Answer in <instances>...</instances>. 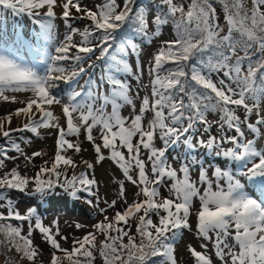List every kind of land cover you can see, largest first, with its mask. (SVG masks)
Segmentation results:
<instances>
[{"label":"snow or ice","instance_id":"1","mask_svg":"<svg viewBox=\"0 0 264 264\" xmlns=\"http://www.w3.org/2000/svg\"><path fill=\"white\" fill-rule=\"evenodd\" d=\"M219 2L223 4L228 25L227 34L224 35L221 34L223 28L216 21L212 0H191L187 11L174 0H161L162 5L167 6V11L157 6L160 14L154 18L149 16L146 7L138 4V0H123L122 7L117 0H108L97 5V10L82 8L80 0H59V3L58 0H0V6L10 9L14 14L35 19L41 29L38 39H56L51 21L57 16L55 8L58 6L62 9L61 18L68 29L63 40L57 41L56 55H51L46 48L35 49L44 55L42 63L45 69L42 75L19 56L12 57L0 52V97L7 101L9 97L4 93L8 91L32 94L26 106L15 112L18 117H28V123L9 130H4L3 124H0V134L10 141V147L0 146V156L7 158L9 150L21 151L20 145L11 140L12 132L28 130L39 136L41 128L57 129L55 162L51 168H42L34 178L35 192L42 196L54 194L57 187L74 199H79L81 193H87L89 197L95 195L94 178L89 179L85 172L79 175L73 173L68 177L58 169L61 162L75 168L71 158L61 153L67 149L80 152V145L67 137H78L81 129L86 133L87 141L93 145L97 159L103 160L102 150H108L110 159L119 165L134 185L137 180L129 175V171L132 167L138 169V184L142 187L137 195L142 193L144 199L128 205L123 212L117 211L114 219L126 224L131 214L143 209V216L136 228L140 243L137 244L135 236L129 235L128 231L115 228L117 235L105 237V250L101 253L105 256V264H147L152 257H161L160 264H177L174 256L175 238L181 229L191 228L189 216L194 198H198L200 204L197 233L205 240L212 239L210 233L215 235L216 255L223 264H229L226 257L230 258V264H264V151L259 150L255 139H245L242 127L246 125L254 136L261 135L264 128V0H253L254 7L250 11L241 0ZM72 9H75V14ZM73 18L89 20L91 26L77 29L71 23ZM150 22L155 25L151 36H160L161 28L171 24L174 27V39L165 41L149 63L147 71L152 78L151 99L144 96L140 114L132 116L129 124V117L121 115V109L124 105H131L135 110L136 105L129 95V81L121 77L131 76L139 81L144 69L139 64V45L131 39H118V31L125 26H132L139 36L151 42ZM77 33L80 39L73 42ZM17 42L32 49V45L22 37L18 36ZM238 51H242L243 55H238ZM130 53L137 57L135 72L127 59ZM214 75L217 77L215 82ZM83 77L87 79L81 84ZM60 81L68 82L70 87L79 85V90L72 87L64 103L52 93ZM104 84L109 86L107 91L103 90ZM11 99L15 101L16 97ZM54 104L61 105L66 128L61 126V117L54 115L51 110ZM240 107L245 112L244 120L236 113ZM254 110L256 120L253 123L249 117ZM149 111L153 117L145 128L143 116ZM210 111L220 113L216 121L219 139L210 134L212 123L207 119ZM37 113L39 119L36 118ZM8 120L11 121V115ZM200 126L209 136L207 140L201 138L193 143L192 134ZM94 129L97 130V136L93 135ZM229 131L235 132V135H228ZM157 133L163 141V148L154 146ZM98 138L101 143H97ZM178 143L186 146L179 168L182 178L166 156L168 149ZM141 148L147 151L151 176L146 172L145 160L140 156ZM198 148L205 149L208 155L222 158L228 166H215L212 177H209L208 167L212 166L205 167L204 161L193 155ZM121 149L127 151V158ZM36 155L39 153H33V156ZM174 159L181 158L178 156ZM2 163L0 161V165ZM236 163L240 167L234 171L232 165ZM85 164L88 169L93 167L90 163ZM197 167L198 183L205 186L203 192L190 177V171ZM43 173H51V176L42 179ZM165 177L172 181L169 191L174 193L175 200L166 198L157 202ZM28 184V178L15 170L0 178V200L6 201L8 209L7 216L0 213V222L15 219L29 223L28 236H21L20 227L9 224L5 229L12 239L23 241V245L17 244V250L23 251L29 258L36 255L31 250L30 239L35 217V229L53 249L63 252L71 264H80L79 260L72 258L82 249V255L90 260L93 254L85 245L95 240L94 233L85 235L82 240H73V247L69 251L61 248L55 238L59 235V228L53 233L50 227H45L35 209L30 208L26 215H21L14 208L7 193L11 190L23 192ZM246 185L251 187L246 188ZM120 197H123L122 184ZM86 202L93 205L90 198ZM96 202L98 205V197ZM115 204L114 200L108 207L114 208ZM161 210L166 215H161ZM100 211L103 213L107 209ZM150 213L159 217V225L153 223ZM76 227L82 225L77 224ZM3 228L4 225L0 223V229ZM94 228L105 232L112 230L113 225L101 221ZM150 229H154V232ZM125 236L128 237V243L118 245L117 241H122ZM109 240L110 243L107 242ZM229 240L233 243H229ZM202 247L206 248L207 245ZM193 252L197 261L211 264L201 252ZM52 264H57L55 255Z\"/></svg>","mask_w":264,"mask_h":264},{"label":"rangeland","instance_id":"2","mask_svg":"<svg viewBox=\"0 0 264 264\" xmlns=\"http://www.w3.org/2000/svg\"><path fill=\"white\" fill-rule=\"evenodd\" d=\"M145 0H138V4L141 5ZM150 3L152 8H155V13L160 14V10L167 11V6L162 5L161 0H146ZM75 2V0H74ZM108 0H80V5L82 8L87 7L92 10H97V5H102L107 3ZM213 6L215 8L216 21L223 28L222 35L227 34L228 25L225 19V13L223 4L219 2V0H212ZM231 2V0H229ZM244 7L249 11L254 7L253 0H241ZM59 3V0H58ZM117 3L122 7L123 0H117ZM178 6H183L185 11L188 10L191 0H174ZM142 6V5H141ZM146 6V5H145ZM157 6H160V10L157 9ZM148 10V14L152 17L154 12ZM264 10V8H262ZM57 13L56 18L51 21L53 24V32L55 34L56 39L53 41H44L42 39L36 40L38 47L46 48L47 51L51 55H56L55 48L57 46V41L63 40L65 33L68 29L65 27L64 21L62 17V9L61 7L55 8ZM75 14V9H72ZM16 15V14H15ZM81 15V14H76ZM179 15V14H178ZM19 18H22V21L31 25L32 20L35 21L34 18L29 17L27 15H16ZM71 23L73 27L83 30L85 27L91 26V21L89 20H81L73 18L71 19ZM151 23V22H150ZM1 25V23H0ZM38 25L39 29L40 26ZM154 25V24H153ZM152 24H150L149 33L150 40L145 39L141 36H136L134 30H132V26H125L120 31H118V39H122L121 34L123 33L128 39L133 40L139 45L140 53H139V64L144 69V74L141 76L140 80L137 81L134 77L131 76H122V79H126L129 81L131 88L129 95L133 98L135 102V110H133L131 105H124L121 109V115L125 117H129L128 123L130 124V118L136 114H140V108L142 104V100L145 95L149 96L151 99V77L148 76V66L149 63L153 61L154 56L157 54L159 48L163 46L165 41H169L174 39V27L169 24L163 26L161 28L160 36H151V33L155 31V28ZM80 39L79 34L77 33L73 37V42H78ZM2 44V45H1ZM7 47V48H6ZM35 50L36 48L33 47ZM0 52H4L6 55H10L12 57H16L18 51L14 49H9V46L5 41L0 43ZM37 54L35 58L40 60L33 62L32 60L23 61L28 66L33 67L38 73L41 75L44 74L45 65L42 63L44 60L43 52L36 51ZM242 51H238V55L242 54ZM243 55V54H242ZM22 56V55H21ZM26 59V57H25ZM128 61L133 67V71H136V61L137 57L133 54H129ZM61 64H68L69 62H59ZM86 66V65H85ZM170 65H165V67H169ZM245 67H247L245 63ZM87 79V77H83L82 80ZM214 82L217 81V77L213 76ZM99 83V81H97ZM227 83V81H226ZM58 86L55 89H52V93L57 95L62 99V103L67 102V93L72 90V87H75L79 90V85L69 86L68 82L60 81L57 83ZM109 86L107 84L103 85V90L107 91ZM133 88L135 89L134 93H132ZM138 93V95H137ZM4 95H7L9 99L6 101L3 97H0V124H3L4 130L16 129L21 127L23 124L28 123V117L23 115L16 116L15 112L20 107H25L27 100L32 96L31 93L26 92H5ZM15 96L16 100L13 101L11 97ZM249 103H251L249 101ZM47 107V105H45ZM264 108V105H262ZM58 109L59 114H56V111H53L54 115L59 116L61 110ZM111 107L109 106V111ZM35 112V106L33 108ZM237 115L241 117V120L245 119V112L242 107L236 109ZM11 115V121L9 122L8 117ZM220 116V115H219ZM218 112L207 113V119L212 123V131L211 135L217 136L219 139V129L216 121L219 120ZM153 117V113L151 111L144 113L143 116V126L147 128L148 123L151 121ZM36 118L39 119V113L36 114ZM256 120V110L253 111L251 117H249L250 122H255ZM61 126H63L61 124ZM244 132L248 131L246 125H242ZM45 130V131H44ZM44 131V132H42ZM227 131V130H226ZM198 134L192 135V142L196 143V136L201 135L199 139L203 138L207 140L209 133H205L203 131V126H200L196 131ZM40 135L32 133L31 131H15L11 133V140L16 144L20 145L21 151L17 152L15 150H9L7 153V158L0 156V161H2V165H0V178H2L5 173H10L12 170L17 171L21 176L28 178L29 184L27 185L25 191L21 192L18 190H11L7 193V198L12 201L14 208L21 214L26 215L27 210L33 208L36 210V215L41 219L42 224L45 227H50L55 233L56 228H59V235L55 238L59 241L61 248L68 249L69 251L73 247V240H82L83 237L89 233L95 234V240H91V243L85 245V248H88L92 251V258L89 260L88 258L82 255L83 249L81 253L75 255L72 259L79 260L80 264H105V256L102 255V251L104 249V245L106 243L105 237L107 236H115L117 233L115 232V228L120 227L123 228L124 231H128L129 235L135 236L136 243H140V237L136 232L137 226L140 224V217L143 216V209L140 212L131 214L127 218V223L117 222L114 217L117 211H125L128 205L140 202L144 199L142 193L137 195L139 192L140 186L138 184V169L132 167L129 171V175L133 177L134 180H137V184H133L131 181L127 179L124 175L123 170L120 169L119 165L115 163V161L110 159V153L108 150L103 149V160H98L94 151L93 145L87 141L86 133L83 129L79 136H71L67 137L73 143L80 145V152H76L75 149H67L61 154L66 158H71L73 161L75 168L71 166H65L61 162L58 165V169L65 173L68 177H71L73 173L79 175L82 172H85L89 179H95L96 185L94 186L95 195L89 197L87 193H81L79 199H74L62 188L57 187L54 194L49 193L48 195H40L35 192V181L37 173L40 172L42 168H51L52 164L55 162V155L57 152V138H58V130L55 128H41L39 129ZM228 135H235V132H227ZM93 135L97 136V130L94 129ZM245 139H255L256 145L259 150L264 151V128L261 130V135L254 136L251 132L245 135ZM77 139V140H76ZM183 139V138H182ZM198 139V140H199ZM76 140V141H75ZM102 141L97 139V143H101ZM133 143H136V140H133ZM154 146L157 148H163V141L160 140L159 135L157 133L154 138ZM90 147L89 155H85L83 149L86 145ZM181 149L177 152L176 147L170 149L166 152V156L168 158L169 164L177 169L178 175L182 178V173H179V168L181 167V160L184 159V153L186 152V146L183 143H179ZM263 144V145H262ZM0 146H9L10 141H8L2 134H0ZM226 147H231V145H226ZM174 150V155L172 151ZM124 152L127 158V151L121 149ZM39 153V155L33 156V153ZM147 151L141 148L140 156L145 160L146 163V172L151 176V163L147 159ZM193 155L197 156L198 159H201L205 163V167L211 165L212 167H208L209 177H212V172L214 167L219 165L222 168L227 167L224 160L220 157H215L206 154V150L202 148H198ZM88 156V157H87ZM180 157V160L174 159V157ZM88 159V160H87ZM90 159V160H89ZM90 163L93 165L91 169L86 167V164ZM258 162V161H257ZM233 170L240 167L238 163L232 165ZM51 176V173H43L41 177L43 179H47ZM191 180L197 182V186L200 187L201 192L204 191V187L198 183L199 178V168H193L190 171ZM11 178V177H10ZM63 183V180H61ZM172 181L168 180L167 177L164 178V184L160 187V196L157 197V202L162 199L170 198L175 200L174 193H170L169 188ZM123 185V197H120V186ZM250 188V185L246 186ZM97 197L99 198V203L97 205ZM92 199L93 205H89L86 202V199ZM116 201L114 208H109L108 205L112 201ZM193 207L190 209L189 216V224L191 225L190 229H181L175 238L174 242V256L177 260V264H203L202 261H197L194 256V252H201L206 258H208L211 264H223V262L217 257L214 241L215 235L210 233L212 237L211 240H205L200 237L197 233V223H198V210L200 208L198 198L193 199ZM0 205H5L4 207H0V213H3L7 216V207L6 201L0 200ZM95 205V206H94ZM100 209H107L106 212H101ZM161 215H166V213L161 210ZM153 220V223L159 225V217L154 213L149 214ZM105 216L108 217V220L105 221ZM104 221L105 223H111L113 225L112 230H106L105 232H101L94 228V225ZM4 225L3 229H0V264H52L53 255L57 258V264H71V261L68 257L63 253L56 249H53L50 243L44 238V236L39 232L38 229H35V217L32 220L33 230L31 234V250L35 251L36 255L32 258H29L25 255L23 251L17 250V244L23 245V241L17 239H12L8 232L5 230L7 226L10 224L12 227H20L21 236H28L29 232V223L28 221H17L15 219L4 220L0 222ZM77 224L82 225V227H76ZM154 232V229H150ZM61 237H67V240L61 239ZM110 243L111 241H107ZM229 243H233L232 240L228 241ZM120 243L127 244L128 237H123L122 241L118 240L117 244ZM207 245V247H202V245ZM78 246V245H77ZM238 251V248L236 249ZM227 251V250H225ZM139 255V253H137ZM111 259V255L108 257ZM161 257H152L147 261V264H160ZM226 260L229 261L230 258L226 257ZM119 264V262H116Z\"/></svg>","mask_w":264,"mask_h":264},{"label":"bare ground","instance_id":"3","mask_svg":"<svg viewBox=\"0 0 264 264\" xmlns=\"http://www.w3.org/2000/svg\"><path fill=\"white\" fill-rule=\"evenodd\" d=\"M55 89V88H54ZM65 100H66V98H65ZM67 101V100H66ZM60 108V105H52L51 106V110L52 111H56V114H59V111H58V109ZM62 110V109H61ZM60 117H61V124L63 125V127H65L66 128V118L63 116V114H62V111H60V115H59ZM45 131V130H44ZM44 131H42V132H44ZM77 140V139H76ZM75 140V141H76ZM263 145V144H262ZM260 148V147H259ZM264 149V148H263ZM82 153H84L85 155H89V153H90V147H89V145L87 144L85 147H84V149H83V152ZM88 157V156H87ZM88 160V159H87ZM90 160V159H89ZM194 202V201H193Z\"/></svg>","mask_w":264,"mask_h":264},{"label":"trees","instance_id":"4","mask_svg":"<svg viewBox=\"0 0 264 264\" xmlns=\"http://www.w3.org/2000/svg\"><path fill=\"white\" fill-rule=\"evenodd\" d=\"M141 5L144 6V7H148L149 10H152V11L154 12V14L151 13V14H152V18H154L155 15H158L157 13H155V8H152L151 5H150V3L147 2L146 0L143 1V3H141ZM145 5H146V6H145ZM154 26H155V25H154ZM121 35H124V34L122 33ZM242 54H243V53H242ZM242 54H240V55H242ZM253 59H255V57H253ZM246 65H247V64H246ZM245 68H246V67H245ZM41 178L43 179L44 177H41Z\"/></svg>","mask_w":264,"mask_h":264}]
</instances>
